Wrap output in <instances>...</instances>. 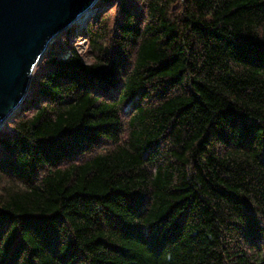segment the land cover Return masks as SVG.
Returning a JSON list of instances; mask_svg holds the SVG:
<instances>
[{
  "label": "trees",
  "instance_id": "obj_1",
  "mask_svg": "<svg viewBox=\"0 0 264 264\" xmlns=\"http://www.w3.org/2000/svg\"><path fill=\"white\" fill-rule=\"evenodd\" d=\"M99 2L0 127V264H264V0Z\"/></svg>",
  "mask_w": 264,
  "mask_h": 264
},
{
  "label": "water",
  "instance_id": "obj_2",
  "mask_svg": "<svg viewBox=\"0 0 264 264\" xmlns=\"http://www.w3.org/2000/svg\"><path fill=\"white\" fill-rule=\"evenodd\" d=\"M99 0H0V127L23 102L52 41Z\"/></svg>",
  "mask_w": 264,
  "mask_h": 264
},
{
  "label": "rangeland",
  "instance_id": "obj_3",
  "mask_svg": "<svg viewBox=\"0 0 264 264\" xmlns=\"http://www.w3.org/2000/svg\"><path fill=\"white\" fill-rule=\"evenodd\" d=\"M100 2H102V0H99ZM99 2V3H100ZM97 5V4H96ZM94 10H95V8H94ZM95 13V11L93 12V13H91V14H89V15H87L86 16V18H87V20H89V19H91V17H92V15ZM82 25H83V22L81 23V24H79L78 25V28H77V30L78 29H80L81 27H82ZM74 30V29H73ZM76 30V31H77ZM64 33V32H63ZM63 33H61L60 35H58L53 41H52V43L49 45V48L47 49V52L48 51H52L53 53H58V48H60V47H63V52H66V51H68V50H70V48H72V47H77V48H79V51L81 52V53H83L84 52V50H85V43H84V41L81 39L82 37H80V33H78V34H75V35H71V36H67V38L66 37H64L63 35ZM61 37V38H60ZM58 39V42L57 43H55L54 45H53V43H54V41H56ZM53 49V50H52Z\"/></svg>",
  "mask_w": 264,
  "mask_h": 264
}]
</instances>
